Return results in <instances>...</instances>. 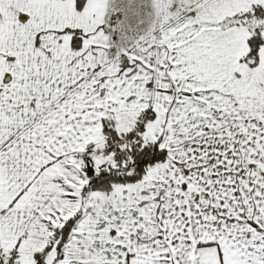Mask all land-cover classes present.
I'll list each match as a JSON object with an SVG mask.
<instances>
[{
  "label": "snow or ice",
  "instance_id": "6c2138e0",
  "mask_svg": "<svg viewBox=\"0 0 264 264\" xmlns=\"http://www.w3.org/2000/svg\"><path fill=\"white\" fill-rule=\"evenodd\" d=\"M0 264H264V0H0Z\"/></svg>",
  "mask_w": 264,
  "mask_h": 264
}]
</instances>
